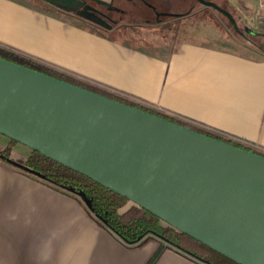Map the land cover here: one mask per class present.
<instances>
[{
	"label": "crops",
	"instance_id": "crops-1",
	"mask_svg": "<svg viewBox=\"0 0 264 264\" xmlns=\"http://www.w3.org/2000/svg\"><path fill=\"white\" fill-rule=\"evenodd\" d=\"M230 2L248 22L258 0ZM46 4L0 0V44L264 150V52L186 35L179 24L200 8L162 20L146 11L105 35ZM23 162L16 151L0 156V264H207L157 236L124 242L81 200L16 166Z\"/></svg>",
	"mask_w": 264,
	"mask_h": 264
},
{
	"label": "water",
	"instance_id": "water-1",
	"mask_svg": "<svg viewBox=\"0 0 264 264\" xmlns=\"http://www.w3.org/2000/svg\"><path fill=\"white\" fill-rule=\"evenodd\" d=\"M44 1L69 11L84 4ZM199 1L224 14L241 36H264L249 24L240 28L227 9ZM0 133L240 264H264L263 155L2 57ZM16 166L43 178L24 162ZM66 189L92 211L83 193Z\"/></svg>",
	"mask_w": 264,
	"mask_h": 264
},
{
	"label": "trees",
	"instance_id": "trees-1",
	"mask_svg": "<svg viewBox=\"0 0 264 264\" xmlns=\"http://www.w3.org/2000/svg\"><path fill=\"white\" fill-rule=\"evenodd\" d=\"M209 1H212L219 7L230 11L237 23L241 21L244 24H248L242 15H236L237 7L234 6L230 0ZM205 9L215 10L213 7L201 3L200 10H202L203 14H206L208 11H205ZM144 11L146 12L150 10L145 9ZM192 11H187L185 14H193ZM215 11L228 22L229 27L233 28L234 32L241 39L249 41V43L256 45L259 50L264 52V36H241L235 31L233 25L224 14L217 10ZM193 18L194 17L192 15H185V18L182 19L181 24H179V28L186 30L187 21H191ZM0 57L44 72L69 83L81 86L169 121L191 128L202 134L226 141L237 147L264 156V150L257 149L244 142L223 136L186 118L180 117L171 112L160 110L150 104L115 92L112 89L84 78L74 72L27 55L3 44H0ZM0 144L3 146V157L8 158L13 151L18 152L24 157V164L27 168L33 171V173L41 174L43 178H40L38 175L32 173L29 174L53 185L62 192L75 196L81 201L82 199L77 194L68 191L66 188H70L74 192L83 193L84 196L90 200L92 211H89L100 217L101 220L99 218H97V220L124 242L136 243L141 242L150 236H157L170 246L182 250L191 256L206 262L207 264H240L219 251L211 248L207 244L202 243L194 237L167 224L155 214L137 205L127 197L105 187L85 174L78 172L48 156H45L39 151L2 133H0Z\"/></svg>",
	"mask_w": 264,
	"mask_h": 264
},
{
	"label": "flooded vegetation",
	"instance_id": "flooded-vegetation-1",
	"mask_svg": "<svg viewBox=\"0 0 264 264\" xmlns=\"http://www.w3.org/2000/svg\"><path fill=\"white\" fill-rule=\"evenodd\" d=\"M84 4L75 10H64L82 21L93 26L113 30L118 26L132 23L128 20L138 21L143 16L145 9L152 12L155 20L166 19L184 15L187 11L195 12V2L186 6L175 0H104L106 3L97 0H81ZM198 9L201 2L198 0ZM87 13L95 14L101 18L106 25L99 24L87 16Z\"/></svg>",
	"mask_w": 264,
	"mask_h": 264
},
{
	"label": "rangeland",
	"instance_id": "rangeland-1",
	"mask_svg": "<svg viewBox=\"0 0 264 264\" xmlns=\"http://www.w3.org/2000/svg\"><path fill=\"white\" fill-rule=\"evenodd\" d=\"M175 1H179L180 3H186V6L189 5L190 3L195 2V4H196L195 9H197L196 11L199 10L198 9L199 5H198L197 1H195V0H175ZM46 6L51 8V10H57L58 14L62 15V18L68 19V20L75 22V23L84 24L87 27H89L90 29H92L96 32H99L101 34L108 35V33H109L105 29L93 26L88 22H85V21H82L81 19L76 18L75 16L69 14L68 12L64 11L63 9H56V7H54V5L46 4ZM206 10H208L206 12V14L205 13L203 14L202 10L195 12V14L193 15V17H194L193 20L187 21V27H186L187 29L185 30L186 35H191V37H193V34L199 35L200 37H196L195 40H198V41L201 40L202 42L207 43L209 45H215L218 47H225L227 49L234 50V51L244 53L247 55H252V54L257 53L258 47L256 45L249 43V41H247V40L241 39L234 32L233 28L229 27L228 22L224 18H222L220 15H218L215 10L205 9V11ZM238 14L242 15L247 22L246 10H244L241 7L237 8L236 15H238ZM238 24H239V27L241 28L244 23H242L240 21ZM115 35L116 34L113 33V34H111V37H115ZM83 204H84V202H83ZM93 216H94V214H93Z\"/></svg>",
	"mask_w": 264,
	"mask_h": 264
},
{
	"label": "built area",
	"instance_id": "built-area-1",
	"mask_svg": "<svg viewBox=\"0 0 264 264\" xmlns=\"http://www.w3.org/2000/svg\"><path fill=\"white\" fill-rule=\"evenodd\" d=\"M248 24L264 32V0H258L257 9L250 17Z\"/></svg>",
	"mask_w": 264,
	"mask_h": 264
}]
</instances>
